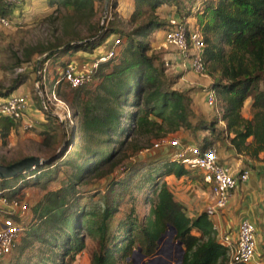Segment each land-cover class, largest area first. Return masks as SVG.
<instances>
[{
  "label": "trees",
  "instance_id": "obj_1",
  "mask_svg": "<svg viewBox=\"0 0 264 264\" xmlns=\"http://www.w3.org/2000/svg\"><path fill=\"white\" fill-rule=\"evenodd\" d=\"M117 1L112 0L113 10L118 7ZM45 2L48 17L60 9L68 12L62 18L69 31L64 40L31 51L24 59L15 56L12 68L32 63L36 74L37 67L39 70L36 77L41 78L47 62L63 69L71 64L70 57L78 52L91 53L111 33L117 34L121 44L118 55L95 71L94 84L72 89L75 97L81 99L79 134L73 128L67 139L54 134L56 118L43 108L39 96L29 97V103L44 115L40 134L45 139L43 146L52 154L43 160L54 157L59 146L69 150L27 176L0 180L2 196L8 200L18 199L17 195L26 187L44 188L49 181H59L56 189L45 191L40 201L28 207L32 218L23 224L28 240L41 239L51 264H73L75 256L84 249L79 237L83 230L98 244L89 264H133L132 256L138 249L144 258L154 255L158 240L170 226L176 230L174 240L181 243L184 251L180 264H238L230 257L229 248L218 241V231L209 214L204 211L189 216L187 207L167 184L166 179L171 176L185 177L196 186L203 184L199 171L191 172L173 159L177 147L166 146L161 155L145 165L120 163L125 145L132 146L128 142L132 137H153L158 141L179 132L187 134L193 142L181 141L182 145H195L201 152L211 148L217 151L221 146L252 160L264 156V0H133L130 22L145 21L129 33L118 31L112 22L102 27L95 20L98 8L103 10L106 0ZM163 6L174 9L183 22L192 17L193 27L202 33L206 45L202 55L204 74L211 78L207 90L215 95V106H206L218 113L216 117L209 118L194 110L190 92L176 88L184 73L169 74L164 60L150 46L149 38L155 32L164 33L168 27V22L158 20V10ZM17 7L0 0V15L17 19L28 11L20 8L16 17L11 16ZM80 26L84 29L77 31ZM36 55L45 57L38 63L32 60ZM89 62L93 61L87 58L82 63ZM58 75L61 76L60 71ZM28 76H19L7 89L0 86V99L12 96ZM248 102L252 114L244 118L242 110ZM126 109L130 111L125 112ZM19 126V122L0 116L3 145ZM80 138L87 139L85 146ZM22 159L0 164L8 166ZM120 167L122 172L118 170ZM144 168L146 174L140 177ZM61 171L66 172L63 179L58 175ZM115 172L125 177L117 180ZM137 178H142V184L135 187L146 188L151 194L146 203L147 216L139 222L131 209L111 228L122 197ZM91 185L90 191L96 192L102 186L104 192L97 194V202L81 204L84 199L81 189ZM260 260L264 264V254Z\"/></svg>",
  "mask_w": 264,
  "mask_h": 264
},
{
  "label": "rangeland",
  "instance_id": "obj_2",
  "mask_svg": "<svg viewBox=\"0 0 264 264\" xmlns=\"http://www.w3.org/2000/svg\"><path fill=\"white\" fill-rule=\"evenodd\" d=\"M117 2L118 7L116 10H113L112 8V0H110V5L107 11L105 8L103 10L101 7L98 8L95 20L99 21L102 27L112 22L118 31L129 33L145 21L143 20L142 23L137 24L130 22L129 16L134 9V4L131 0H118ZM20 8L24 11L28 10L26 14H23V17L10 19L12 21L10 28L0 27V86L3 89H7L19 76L29 74L26 82L12 94H27L30 98H33L35 96H39L36 88V81H38V86L41 88L39 91L42 95H44L45 110L50 112L51 115H53L57 120L53 126L55 131L54 134H57L59 137L63 136L67 139L71 128L74 129L75 134H79L78 112L80 110L81 99H77L73 93V90L64 83L57 85L56 88L53 87L55 80L59 77L58 72H61L62 68L59 66H53L50 62H47L43 67L40 78L36 77L37 74L34 72L32 63H27L22 68H12L11 66L14 63L15 56L19 59H24V55L31 51L47 48L52 44L64 40L69 30L65 25L66 20L62 17L67 15L68 12L66 10L60 9V11L53 12V14L48 17V15L45 13L48 10L45 0H26L24 3L19 5V7L14 9L11 16L16 17L19 14L18 11ZM173 12L174 9L162 7L158 10V20L168 22V18ZM83 29L84 28L80 26L77 31H81ZM116 36V33H111L107 40L99 48L93 50L91 53H88V57L86 58H90L92 61L96 60L99 54L104 53V51L107 50ZM123 39L125 42V37H123ZM148 41L154 52L164 60L165 65L169 69V74L175 73L180 69H184V67L180 69L174 68L176 65L175 62L172 61V59H168L178 52L164 44L162 31L155 32ZM78 53V56L82 57L83 52ZM44 57L45 56L36 55L33 56L32 60H37V62H40ZM210 82L211 78L208 75H196L191 73L185 81H182L178 86L176 85V88L183 91H189L190 93H206L207 88L210 86ZM90 89H93V87L91 86ZM52 93L55 95L56 100H54ZM2 99L4 100L5 98ZM57 100L60 102H57ZM202 106L203 107L201 108H204V114L207 117L212 118L213 116H218V113H214V110L212 111L209 109L205 105V102H202ZM129 111V109H126L125 112ZM251 114L252 111L248 102L243 107L242 116L244 118H249ZM26 119H31L33 122H35V127L29 131H24L21 126H19L10 134L4 145L0 141V163L2 161L9 162L11 160H19L32 156L45 159L49 154H52L47 148L43 146L45 139L44 136L40 134L43 130L41 123L44 122V115L38 110H33L32 107L29 110L28 106ZM169 137L170 139L179 138L180 142L182 141L183 143H193L189 136H187V134L184 132L172 134L169 135ZM80 140L81 145L85 146L87 139L80 138ZM155 140L156 139L153 137H132V139L128 141L132 144V146L125 145L123 148L124 151L122 152V155L124 157L121 159L120 164L128 166L130 164L139 163L141 166L145 165L147 161L152 160L153 157L155 158L161 155L163 152L162 150L165 149L166 146L162 147V149L157 152L151 151L152 149L149 150V152H153V154H149L145 151L150 149L153 143L156 142ZM63 147L64 145L59 146L55 153L58 154ZM136 148L138 149L136 150ZM68 150L69 147L65 146L63 155L66 154ZM240 156H242L244 160L245 158L252 160L247 155L242 154ZM252 161L263 163L264 156L261 154L259 155L258 160ZM122 168L120 167V169H118L119 172H122ZM66 170L70 172L68 169ZM146 171L147 168H144L140 177L143 174H146ZM65 174L66 172H59V178L63 179ZM114 176H117L116 179L120 180L121 178L125 177V174L120 175L118 172H115ZM140 179L142 178H137V181H134L129 186L128 192L122 197L123 203L119 207L118 214L111 220V228L116 226L119 220L125 218L131 209H133L135 216L139 219V222H143V218L147 216L149 206L146 203L151 194H149V191H147L148 189L146 188L137 189L135 187L137 184V186L142 184V180ZM173 181L174 179L170 180V185L175 187ZM12 184L17 186L20 185V183ZM58 185L59 181H49L46 185H44V188L42 185L37 187H26L17 195V200L26 202L30 209L34 204L41 200L45 191L54 190L58 187ZM91 187L92 185L81 189L83 190L81 194L84 196L81 204L85 203L88 205L91 201L97 202L99 198V195L97 196V194H102L104 192L102 186H100L99 190L96 192L90 191ZM197 187L198 186L192 184L184 177L180 182V185H178L179 190L175 187V191H177L178 194H182V196L185 195L187 198H192L197 195ZM5 191H8V188H6ZM3 217L4 216L0 213V222ZM18 217V221L23 226V224L27 223L32 218V214L30 211H28L25 215H18ZM79 237L83 239L84 249L75 256L73 264H89L92 253L98 249L97 241L90 238L83 230L79 232ZM28 239V232L23 228V231L20 233L19 238L15 242L11 255L5 260L0 259V264H51L50 260L47 259V248L42 246L40 242L41 239L38 240L34 238L31 239V241ZM167 239L168 236H166L160 242L159 246H157L159 250H164L165 248V252L161 253L158 257L160 258L161 262H165L166 264L171 262L172 264H175V262L179 260V253H175V249L173 247L170 249L169 245L165 244ZM173 242H175L174 239ZM257 252L259 251H257L256 246V253ZM261 257L262 255H257V258L260 259ZM135 261H137L136 257ZM142 263L143 262H137L136 264ZM119 264L123 263L119 262Z\"/></svg>",
  "mask_w": 264,
  "mask_h": 264
},
{
  "label": "built area",
  "instance_id": "obj_3",
  "mask_svg": "<svg viewBox=\"0 0 264 264\" xmlns=\"http://www.w3.org/2000/svg\"><path fill=\"white\" fill-rule=\"evenodd\" d=\"M5 4L19 6L23 0H2ZM12 24L7 17L0 15V27L8 28ZM163 41L166 46L175 49L183 60V65L196 75H204L203 51L205 42L198 27H190L177 17L168 18V27L163 33ZM121 42L116 38L107 52L90 64H69L61 71V76L55 80L54 88L64 83L71 89L94 84L96 81L93 74L100 64L114 59L118 55ZM37 75L39 70L37 68ZM39 82L36 88L39 97L44 104V95L39 91ZM54 100L55 95L52 93ZM29 96L12 95L6 99H0V116L7 117L19 122L24 131L33 129L36 125L31 119H26ZM57 102H60L57 100ZM205 103L208 107L215 106V95L207 90ZM164 146H174L178 151L173 159L183 165L187 170L199 171L202 174L203 183L208 187L212 206L207 210L209 216H214L225 210L233 192L249 178L248 170L234 172L229 166L221 164L217 159L215 148L204 152L195 145H182L179 138L170 139L169 136L162 138L145 150H158ZM4 191L0 190V213L4 216L0 222V259L5 260L11 255L15 242L23 231L22 224L18 221V215H25L28 211L27 203L17 199L8 200L3 197ZM219 241L229 248L231 257L238 264H263L256 255V229L248 220H242L235 237L222 235Z\"/></svg>",
  "mask_w": 264,
  "mask_h": 264
},
{
  "label": "crops",
  "instance_id": "obj_4",
  "mask_svg": "<svg viewBox=\"0 0 264 264\" xmlns=\"http://www.w3.org/2000/svg\"><path fill=\"white\" fill-rule=\"evenodd\" d=\"M131 1L133 2V0ZM163 7L166 8L167 6ZM172 16L177 17L174 12L171 13L169 17ZM184 20L188 26L193 27L194 22L192 21L195 20L192 17ZM78 54L79 53L70 57L71 64L79 65L83 61H86V57H88L86 53H82V57H79ZM168 59H172V61L175 62L176 65L174 68L180 69L184 67V69H180L175 72L184 73L183 77L177 84L178 86L182 81H185L192 72L183 65V60L179 53ZM189 95L192 99L194 110L204 114L205 110L201 107H203L202 102H205V92L190 93ZM28 105L29 110L31 107L33 110L35 109L31 102ZM218 148L217 159L221 164L229 166L234 172H239L241 170L249 171L248 180L241 183L233 192L225 210L210 217L218 231V241L219 237L222 235L235 237L241 221L246 219L252 223L256 229V246L257 251H259L256 255L261 256L264 254V162L257 163L256 161L246 158L244 160L242 156L236 154L232 150H228L221 146ZM171 179H174V186L178 188V185H180L183 178L177 179L171 176L167 178L166 181L176 198L187 207L189 216H196L204 211L207 212V210L212 206L213 202L210 191L204 183L202 184L203 186L201 185L197 187V195L195 197L187 198L185 195L182 196V194H178L177 191H175V187L170 185Z\"/></svg>",
  "mask_w": 264,
  "mask_h": 264
},
{
  "label": "water",
  "instance_id": "obj_5",
  "mask_svg": "<svg viewBox=\"0 0 264 264\" xmlns=\"http://www.w3.org/2000/svg\"><path fill=\"white\" fill-rule=\"evenodd\" d=\"M109 5H110V0H106V6H105L106 11L108 10ZM64 149H65V146L60 150L58 154H56L54 157L49 158L47 160H43L39 157L32 156V157H26L8 166L0 164V180L14 179L21 175H26L30 173L31 171H33L35 168L39 166L51 164L52 162H54L55 160H57L63 155ZM175 235H176V230L173 227L169 226L167 231L158 240L157 246H159L160 242L166 236H168L166 244L169 245L170 249L171 247H173L175 249V253H179V260L176 261L175 264H180L184 251L182 249V245L180 242L178 241L173 242ZM163 251L165 252V249L159 250L157 248L154 255H152L150 258H144V256L141 254L140 249H138V251H136L132 256L133 264H136L137 262L138 263L143 262L142 264H166L165 262H161L160 258L158 257L161 253H164ZM135 257L137 258V261H135ZM168 264H172V263L170 262Z\"/></svg>",
  "mask_w": 264,
  "mask_h": 264
},
{
  "label": "flooded vegetation",
  "instance_id": "obj_6",
  "mask_svg": "<svg viewBox=\"0 0 264 264\" xmlns=\"http://www.w3.org/2000/svg\"><path fill=\"white\" fill-rule=\"evenodd\" d=\"M166 244V243H165ZM165 249V248H164ZM162 252V251H161ZM164 252V251H163Z\"/></svg>",
  "mask_w": 264,
  "mask_h": 264
}]
</instances>
